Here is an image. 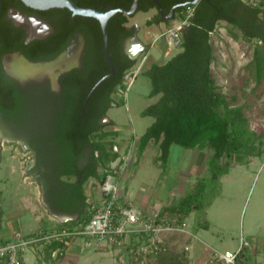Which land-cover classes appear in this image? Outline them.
<instances>
[{
  "label": "trees",
  "instance_id": "trees-1",
  "mask_svg": "<svg viewBox=\"0 0 264 264\" xmlns=\"http://www.w3.org/2000/svg\"><path fill=\"white\" fill-rule=\"evenodd\" d=\"M132 1L129 0V2ZM147 1L140 9L148 10L156 6L153 0ZM159 1L166 11L169 10L162 0ZM186 1L188 5L194 6V13L189 18L188 24L180 30L181 50L162 63H153L144 71L152 82L150 96L159 94L161 96L142 111L143 116H152L154 121L138 138L135 148L137 159L132 163V167L133 164H138L151 142L159 147L160 153L156 157V162L161 166L163 173L168 166L173 144L200 150L209 147L212 156L207 166L212 179L218 180L226 173L230 165L225 158L240 153L243 149L248 151L256 141L264 137L263 131L252 129L251 116L248 113L249 104L252 101L256 103L264 92L263 9L253 5L250 0H199L196 4L193 3L195 0ZM114 6L117 8L120 5L116 3ZM186 9L187 7L180 14L181 17L186 16ZM116 17L120 18V22L128 20L122 13H117ZM220 21H226L237 28L246 40L256 43L253 58L256 86L250 94L246 93V90L242 91L243 83L230 87L232 91L229 90V92L224 91L217 83L213 72L215 48L212 37ZM122 30L128 33L124 27ZM97 32L102 33L100 26ZM107 32L111 37L109 25H107ZM100 48L102 68L105 72H109L112 68L104 55L103 41ZM109 52L116 71L94 89V94L106 92L105 97L111 101L114 100L112 93L122 88L126 89L125 75L134 67L136 60L127 56L122 60L112 55L111 50ZM97 79L93 83H96ZM78 94L85 98L89 92L87 89H80ZM108 106L110 105L107 103L105 108ZM69 107L68 115L64 116L58 125L61 130L56 132L67 159L62 164L60 177L53 184L52 192L56 200L68 209L75 204L85 207L79 219L80 223L89 220L87 210L89 202L84 193L85 182L93 176L98 177L102 182L101 170H111V163L120 155L119 151L115 150V146L118 147V145L106 139L108 135H114L115 132L102 131L97 140L92 138L102 130L97 125V111L92 103H89L87 108L82 99L75 105L71 104L72 108ZM85 145L91 146L90 154L93 163L89 169L83 171L77 166L74 154L79 153ZM61 175H67L69 178L76 177V179L74 181L64 180ZM197 185L201 186L200 190L197 188V190L183 194L176 203L164 207L159 212V217L171 216L186 220L192 212L205 207L200 200L205 187L202 181H198ZM205 226L208 228L207 225ZM66 239H71V237L66 236ZM59 242L54 241L51 247ZM60 244L63 245V254L67 244L64 241ZM245 251L246 249L241 251L237 260L247 264L248 255ZM159 255L155 257L156 260ZM169 258V260L177 259L175 256ZM163 261L166 259H161L160 264H164Z\"/></svg>",
  "mask_w": 264,
  "mask_h": 264
},
{
  "label": "rangeland",
  "instance_id": "rangeland-1",
  "mask_svg": "<svg viewBox=\"0 0 264 264\" xmlns=\"http://www.w3.org/2000/svg\"><path fill=\"white\" fill-rule=\"evenodd\" d=\"M154 13V9L138 12L134 17L127 18V22L129 24L136 22L142 25ZM179 19H181V15L172 19L167 27L164 25L151 27L152 35L148 38L160 37L163 32L165 34ZM162 36L163 39L158 44L154 43L151 49L144 53L148 58H146L143 68L138 70L143 57L139 56L135 59L137 65L131 69L138 72L132 82L130 83V79L125 76L126 89L116 90L112 94L117 105L110 107L107 112L108 118L101 126L109 125L92 136L97 140L102 131L115 132L114 135H108L106 139L112 140L119 146V153L122 157L128 154L135 157L138 138L154 121L152 116H143L142 111L148 105L155 103L161 96L160 94L150 96L152 82L150 77L144 73V69L150 67L152 63L166 61L181 50L180 46L168 42L166 34ZM212 40L215 48L213 72L217 83L227 92L232 91L230 87L243 83L242 91L246 90V93L250 94L256 86L253 62L256 43L246 40L237 28L229 25L226 21L218 23ZM49 102L50 100L41 94L40 97L36 95L32 107L28 105L24 117L30 127H46L50 122L51 104ZM248 109L252 129L264 132V92L256 103L252 101L249 104ZM0 144L2 145L1 142ZM197 151H199L197 148H184L179 144H173L168 166L163 173L161 166L156 162V157L160 153L159 147L150 144L143 152L139 163L132 167L133 173L130 176L127 195L131 196L135 202L138 201L142 204L147 203V195H150L151 201L156 203L158 208L174 200L172 197L168 199L164 194L156 195L157 187L161 183L172 182L173 186L174 183L176 184L178 180L182 181L185 177L188 180L186 185L183 186V182H181L179 186L184 187L183 192L186 194L197 190V188L200 190L201 186L198 187L197 182L202 181L205 190L202 192L200 200L205 204V207L194 211L189 218L191 228H199L201 237L207 238L209 246L214 249L205 264H217L211 262L215 252L236 251L241 237L249 242L245 251L248 255L247 264H264V137L256 141L248 151L243 149L242 152L225 158L230 162V165L226 173L218 180L212 179L211 172L207 168L206 161L211 158L212 154L209 147L202 149L200 154ZM182 195L183 193L177 191L176 198L178 199ZM81 239L80 241L84 242V247L80 248H82L83 255L85 254L83 258L86 259L88 255L86 256L85 249L88 247L84 239ZM165 239L167 241L165 250L157 260L151 258L144 263L134 261L135 264H160L161 259H166L163 261L164 264H195L194 259L190 258L191 247L186 248V245L190 244V238H187L185 234H166ZM101 242L107 245V250L102 249L104 252L97 254L93 252L92 256L95 258L91 259L92 262L89 259L88 261L82 260L81 264H121L114 262L111 253L116 248L106 241ZM27 252L30 254V249ZM171 256H175L177 259L169 260ZM79 259L80 257L76 256L68 257V261L74 264L78 263Z\"/></svg>",
  "mask_w": 264,
  "mask_h": 264
},
{
  "label": "flooded vegetation",
  "instance_id": "flooded-vegetation-1",
  "mask_svg": "<svg viewBox=\"0 0 264 264\" xmlns=\"http://www.w3.org/2000/svg\"><path fill=\"white\" fill-rule=\"evenodd\" d=\"M73 1L81 7L109 11L131 9L135 0ZM147 2L139 0L133 14L117 12L129 18L140 11L154 9L155 13L142 25L120 22L117 13L110 18L109 51L116 58L127 56L134 59L132 56L137 51L139 40L147 45L140 57L147 53L154 44L153 39L148 38L152 35L151 27H167L188 5L186 0H162L169 10L166 11L160 1V5L148 10L140 9ZM116 3L120 5L117 8L114 6ZM98 26L101 24L96 18L75 14L67 7L40 9L23 0H0V142L5 145L15 141L31 149L30 169L48 187L57 182L62 164L67 159L56 132L61 130L58 125L68 115V107L72 108L71 104L75 105L82 99L87 108L92 103L97 111V125L104 128L109 125L101 126L108 118V110L117 105L114 100L108 101L106 92L94 94V89L105 79L96 86L97 82L110 72H105L101 65L100 47L102 41L104 43V35L103 31L97 32ZM123 27L128 33L122 30ZM75 59L78 62L72 65ZM96 78V83H93ZM80 89H87L88 96H80ZM41 94L50 100V122L46 127H30L25 121V111L28 105L32 107L36 95L40 97ZM107 103L110 106L105 108ZM90 150L91 146L85 145L74 154L77 166L83 171L93 163Z\"/></svg>",
  "mask_w": 264,
  "mask_h": 264
},
{
  "label": "crops",
  "instance_id": "crops-1",
  "mask_svg": "<svg viewBox=\"0 0 264 264\" xmlns=\"http://www.w3.org/2000/svg\"><path fill=\"white\" fill-rule=\"evenodd\" d=\"M179 21L180 19L177 23ZM161 36L157 38L153 37V42L158 44V42L163 39V36L162 38ZM141 57H143V61L140 62L141 64H139L138 70L143 66L146 58H148L147 54H143ZM148 68H145L144 70ZM5 144L6 146L0 144V243L14 240L17 233H22L27 237H46L56 232L67 231L78 226L79 219L83 214L85 207L83 205L75 204L73 205L74 208L70 207L71 209H68V207H65L58 202L52 192L53 187L46 186L45 182L40 181L33 171H31L30 162L32 150L25 148L21 143L15 141ZM150 144L154 143L151 142ZM198 150L199 151L197 152L200 154L201 150ZM207 163L208 161H206V164ZM116 164L120 170L118 173V181L124 199L141 207L146 213L151 214L160 212L164 207L176 203L180 198H176L177 191L184 194L183 186H185L188 181L185 177L182 181L178 180L173 186L171 185L172 182H163L157 187L156 195L161 196L164 194L168 199L172 197L174 198L173 202L165 203L157 208L156 203L151 201L150 195H147V203L145 204L138 201L135 202L131 196L127 195L130 185V176L133 173L132 165L123 166L122 163L118 162ZM62 179L74 181L76 177H63ZM181 182H183V186H179ZM175 186L177 188H174ZM84 193L88 198V202L91 198H99L101 196L100 179L94 176L89 177L84 184ZM191 214H193V212ZM190 215L186 218V221L189 225V231L193 235H186L187 238H190V244H187L186 246L191 247L190 258L192 260L194 259L195 264H205L208 262L210 254L214 249L209 246L207 238L201 237L198 230L199 228H191ZM83 239L86 243L85 238ZM80 240H82L81 237L66 239V236L65 238L64 236H61L58 238H50L48 240H40L38 243L27 247L22 253L23 263L74 264L68 261V257L76 256L80 257V259L79 262H76L75 264H81L82 260L88 261L89 259V261L92 262L91 259L95 258L92 256L93 252L97 254L107 250V245L103 242L97 239H92L91 245L86 244L88 249L86 248L85 251L87 252L86 256L88 255V258L84 259L83 256L85 254L83 255L81 252L82 248H80L81 246L84 247V242ZM54 241L60 242L56 244V246L51 247V244ZM63 241L67 244V247L62 254L63 245L60 243ZM28 249H30L32 254L27 252ZM102 249H104V251H102ZM111 253L113 254L114 262L116 263L135 264L126 248H116L112 250ZM33 254H35L36 257Z\"/></svg>",
  "mask_w": 264,
  "mask_h": 264
},
{
  "label": "built area",
  "instance_id": "built-area-1",
  "mask_svg": "<svg viewBox=\"0 0 264 264\" xmlns=\"http://www.w3.org/2000/svg\"><path fill=\"white\" fill-rule=\"evenodd\" d=\"M250 2L262 8L264 15V0H250ZM193 13L194 6L188 5L186 16L181 17L180 21L165 33L170 44L176 46L181 44L180 30L188 24ZM136 74L137 70L130 69L125 76L130 79L131 83ZM115 150L119 151L117 146H115ZM135 159L136 156L133 157L132 154L124 157L119 156L111 163V170H101V174H103L102 182H100L101 196L89 200L87 208L89 220L79 223L72 230L56 232L46 237H27L22 233H17L14 240L0 243V264H24L22 253L27 247L40 240L61 236L85 238L87 245H91L92 239L106 241L115 248H126L134 261L144 263V261L157 257L165 250L166 234L193 235L189 231L186 220H179L177 217L171 216L159 217V212L146 213L141 207L124 199L118 181L120 170L116 163H122L123 166L132 165ZM247 246H249V242L241 237L236 251L215 252L211 262L239 264L237 258ZM186 248L189 247L186 246Z\"/></svg>",
  "mask_w": 264,
  "mask_h": 264
},
{
  "label": "water",
  "instance_id": "water-1",
  "mask_svg": "<svg viewBox=\"0 0 264 264\" xmlns=\"http://www.w3.org/2000/svg\"><path fill=\"white\" fill-rule=\"evenodd\" d=\"M26 4L44 9V8H50V7H67L70 10H72L75 14L83 15V16H90L96 18L102 27L103 35H104V46H105V56L108 61V63L111 65L112 70L104 75L96 84V86L109 77L110 75L113 74L114 72V65L111 62L110 59V53H109V43H108V32H107V25L110 20V18L117 12H125L127 14H133L137 11L138 8V2L139 0H135L131 9H126V8H117V9H111L109 11H102L97 8H90V7H81L77 5L73 0H23ZM156 4H159L158 0H154ZM199 0H195L193 3L196 4L198 3ZM138 48L136 53L132 56L134 59L139 58L142 52H144L147 49V45H145L141 40L138 42ZM77 59H75L72 62V65L77 64Z\"/></svg>",
  "mask_w": 264,
  "mask_h": 264
}]
</instances>
